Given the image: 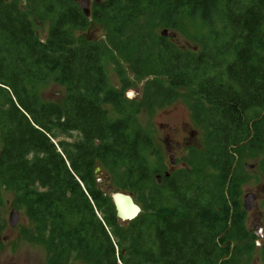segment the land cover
Returning a JSON list of instances; mask_svg holds the SVG:
<instances>
[{
	"label": "trees",
	"instance_id": "1",
	"mask_svg": "<svg viewBox=\"0 0 264 264\" xmlns=\"http://www.w3.org/2000/svg\"><path fill=\"white\" fill-rule=\"evenodd\" d=\"M24 1L0 0V186L33 225L27 239L46 246L50 264H238L252 248L224 244L249 238L242 159L264 155V0H97L89 16L74 0ZM196 20L207 27L197 50L158 32L185 35ZM45 21L40 39L33 22ZM93 24L102 40L73 35ZM114 56L146 79L138 99H125L132 85ZM106 58L120 90L107 86ZM47 82L64 87L61 106L40 100ZM177 98L202 128L204 150L157 184L137 114ZM71 132L74 141L55 142ZM96 167L140 203L134 220L117 219ZM259 249L264 261V241Z\"/></svg>",
	"mask_w": 264,
	"mask_h": 264
},
{
	"label": "rangeland",
	"instance_id": "2",
	"mask_svg": "<svg viewBox=\"0 0 264 264\" xmlns=\"http://www.w3.org/2000/svg\"><path fill=\"white\" fill-rule=\"evenodd\" d=\"M6 1L11 2L13 0ZM17 3L18 6L23 8L26 2L24 0H17ZM33 27L36 35L40 39H44L47 34L48 23L46 21L39 24L33 22ZM161 31L162 29L158 30L159 33ZM172 33L175 34L173 40L178 46L184 49L197 50L198 43L196 40L207 33V27L196 20L188 27L185 35L178 32ZM73 35L77 40L97 41L104 38V29L101 25L93 24L85 32L73 31ZM114 59L118 63L119 68L124 72V78L132 85L130 89L124 92L125 99H138L141 96L142 87L146 79L136 78L122 58L114 56ZM103 65L107 86L120 90L121 79L117 75L116 64L113 63L112 58H106L103 61ZM175 91L180 94L188 93V90L185 88H177ZM37 93L43 102L56 103L61 106L65 96V89L63 86H59L53 82H47L37 87ZM105 109L110 118L118 117L117 114L113 113L110 106H106ZM137 121L142 131L148 134L151 139L152 149L147 151L144 156L148 167L152 171L157 169L170 171L171 168L173 172L179 170L186 171L190 169L189 165L185 162L189 157V152L196 151V154H200L204 150L202 128L192 122L189 105L183 102L181 98L163 103L158 109L146 110L142 108L137 114ZM183 123L189 125V130H193L194 135L191 136L184 131L182 128ZM70 134V137H58L55 142L58 140L72 142L79 136L75 132H71ZM183 136L186 137V142L179 148L180 153L174 154L176 162L172 165L170 161L171 156L167 152L169 147L168 142L170 140L182 141ZM1 147L2 142L0 137V150ZM155 152H157L158 157ZM263 158V154L252 153L242 159V171L246 174L247 178L240 184L239 201L241 211H243L241 225L249 238L238 241L231 238V242L234 246H238L237 248H252V251L249 254L243 253L238 264H264L262 251L259 249L262 241H264V171L260 166ZM204 169L208 171L207 167H204ZM97 177L99 189L108 195L110 193L121 192L116 186L115 177L102 172L100 167ZM248 192L257 195L252 211H245L243 208V197ZM14 202L15 197L0 186V264H50L46 246L40 242H31L27 239L25 232L32 231L34 227L25 217L24 208H16ZM136 203L141 207L139 202ZM164 206L167 205L164 204ZM12 209H16L20 217L19 223L14 227H10L8 224L9 213ZM66 264L85 263L72 258L66 261Z\"/></svg>",
	"mask_w": 264,
	"mask_h": 264
},
{
	"label": "water",
	"instance_id": "3",
	"mask_svg": "<svg viewBox=\"0 0 264 264\" xmlns=\"http://www.w3.org/2000/svg\"><path fill=\"white\" fill-rule=\"evenodd\" d=\"M94 1L97 0H74L77 6L84 10L89 16L91 7ZM161 37L173 39L175 34L168 32V30H162L160 32ZM55 143V142H54ZM172 162H174L172 160ZM95 174L99 172V167L95 168ZM110 198L115 208L116 217L121 222H129L134 220L140 213V206L134 202L131 194L124 192L110 193ZM257 199V195L252 192L245 193L243 197V208L245 211H251L254 207V202ZM19 212L16 209H12L9 213L8 224L10 227H14L19 223Z\"/></svg>",
	"mask_w": 264,
	"mask_h": 264
},
{
	"label": "flooded vegetation",
	"instance_id": "4",
	"mask_svg": "<svg viewBox=\"0 0 264 264\" xmlns=\"http://www.w3.org/2000/svg\"><path fill=\"white\" fill-rule=\"evenodd\" d=\"M165 127L167 128V125L165 124ZM169 128V127H168ZM182 128L184 129V131H186V133H189L191 136L192 135H194V132H193V130H189V125H187V124H185V123H183V125H182ZM185 136H183V140L182 141H176V140H170L169 142H168V145H169V147H168V153H169V155L171 156V159H170V161H171V164L172 165H174L175 164V157H174V154H179L180 152H179V148H181L185 143L184 142H186L185 141ZM175 150H174V149ZM172 160L174 161V162H172ZM154 171V173H155V175H154V178H155V180H156V182H157V184H161L162 183V177H168L169 176V174H171L172 172H173V169L171 168L170 169V171H167V170H164V171H162V170H160V169H157V170H153ZM136 203V202H135ZM141 208V207H140ZM254 208V207H253ZM253 210V209H252ZM251 210V211H252ZM257 229V228H256ZM261 230H263L262 228H261ZM263 238H264V236H263ZM228 244H230V247H233L234 245L232 244V242L231 241H228V242H226L225 244H224V246H226V245H228Z\"/></svg>",
	"mask_w": 264,
	"mask_h": 264
}]
</instances>
